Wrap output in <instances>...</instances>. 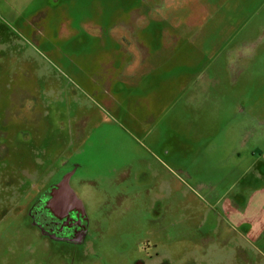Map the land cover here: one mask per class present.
I'll list each match as a JSON object with an SVG mask.
<instances>
[{"label": "rangeland", "instance_id": "obj_1", "mask_svg": "<svg viewBox=\"0 0 264 264\" xmlns=\"http://www.w3.org/2000/svg\"><path fill=\"white\" fill-rule=\"evenodd\" d=\"M0 264H264V0H0Z\"/></svg>", "mask_w": 264, "mask_h": 264}, {"label": "flooded vegetation", "instance_id": "obj_2", "mask_svg": "<svg viewBox=\"0 0 264 264\" xmlns=\"http://www.w3.org/2000/svg\"><path fill=\"white\" fill-rule=\"evenodd\" d=\"M70 193L59 188L36 199L33 215L45 233L73 239L85 228V217L75 209L77 202Z\"/></svg>", "mask_w": 264, "mask_h": 264}, {"label": "water", "instance_id": "obj_3", "mask_svg": "<svg viewBox=\"0 0 264 264\" xmlns=\"http://www.w3.org/2000/svg\"><path fill=\"white\" fill-rule=\"evenodd\" d=\"M61 188H66V189H68L66 186H62ZM71 192V191H70ZM71 194V196H73V194L72 193H70ZM73 198H74V196H73Z\"/></svg>", "mask_w": 264, "mask_h": 264}]
</instances>
